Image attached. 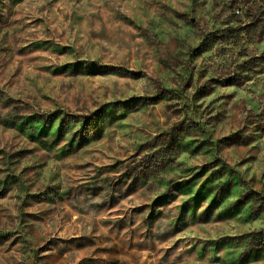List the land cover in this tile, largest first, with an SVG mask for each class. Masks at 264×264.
<instances>
[{
	"label": "rangeland",
	"instance_id": "rangeland-1",
	"mask_svg": "<svg viewBox=\"0 0 264 264\" xmlns=\"http://www.w3.org/2000/svg\"><path fill=\"white\" fill-rule=\"evenodd\" d=\"M0 264H264V0H0Z\"/></svg>",
	"mask_w": 264,
	"mask_h": 264
}]
</instances>
